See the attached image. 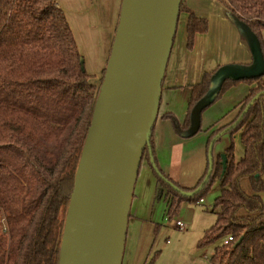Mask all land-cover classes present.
Returning a JSON list of instances; mask_svg holds the SVG:
<instances>
[{"label":"trees","instance_id":"1","mask_svg":"<svg viewBox=\"0 0 264 264\" xmlns=\"http://www.w3.org/2000/svg\"><path fill=\"white\" fill-rule=\"evenodd\" d=\"M219 1L242 36H246L245 29L252 33L264 54V0ZM183 13L188 15L187 46L191 50L196 35L208 32L209 22L185 0H181L178 23ZM224 66L228 65L206 72L193 85L184 123L173 114L164 115L182 138H192L202 128V113L229 88L245 82L250 89L239 113L229 125L212 130L208 148L264 92V73L227 77L213 92V77ZM105 71L106 67L99 83L86 71L74 32L57 0H0V264H59L76 172ZM229 131H241L244 155L236 160L232 143L225 152L224 173L219 155L209 180L193 196L182 195L170 182L194 191L207 175L209 162L194 187H182L158 165L153 133L151 149L158 171L148 148L142 162L147 160L157 177V197L166 201L168 215L185 201L200 202L219 179L221 191L215 207L220 211L199 245L233 237L216 245L211 257L214 264H264V94Z\"/></svg>","mask_w":264,"mask_h":264},{"label":"water","instance_id":"2","mask_svg":"<svg viewBox=\"0 0 264 264\" xmlns=\"http://www.w3.org/2000/svg\"><path fill=\"white\" fill-rule=\"evenodd\" d=\"M180 4L181 0H122L104 79L76 172L59 264H123L128 220L145 148L149 149L151 163L158 171L151 136ZM251 46L255 65L220 68L213 77V92L227 77L264 73L258 42ZM262 94L246 105L235 123L212 139L208 172L202 184L194 191H186L170 182L174 189L190 197L203 188L214 169L212 153L216 140L234 128ZM222 163L224 173L226 154L222 155Z\"/></svg>","mask_w":264,"mask_h":264},{"label":"rangeland","instance_id":"3","mask_svg":"<svg viewBox=\"0 0 264 264\" xmlns=\"http://www.w3.org/2000/svg\"><path fill=\"white\" fill-rule=\"evenodd\" d=\"M89 1L57 0L74 32L78 48L84 57L86 71L93 76L94 82L99 83L103 73L101 72L99 78H95V75L105 66L102 62L103 53L113 23L107 22L109 18L107 13L90 9ZM244 32L247 34L246 29ZM262 40L264 48V32ZM247 86L245 82H240L229 88L202 113V128L190 138V144L186 148L189 152V160H187L189 163L187 162L186 166L182 160L184 146L183 144L176 146L173 174L181 185L194 186L202 178L209 161L206 153L207 139H209L207 129L224 116H233L235 111L239 113L240 109L232 111L233 113L230 111L232 108L235 109L234 106L244 95ZM232 143L235 159L240 160L244 155L241 131L233 133L228 131L222 134L214 144L212 153L214 161L219 155L225 154ZM201 151L205 161L202 173H200L201 158H199ZM158 187L153 169L143 161L134 190L132 212L128 220L123 264H144L145 262L149 264H208L216 245L224 242L222 239L211 245H199L205 231L216 222V214L220 211L219 207H215V198L221 191L219 179H215L205 193L203 201L198 203L185 201L172 215L167 214V203L163 197H157ZM178 220L185 224L183 228L173 225V221Z\"/></svg>","mask_w":264,"mask_h":264},{"label":"crops","instance_id":"4","mask_svg":"<svg viewBox=\"0 0 264 264\" xmlns=\"http://www.w3.org/2000/svg\"><path fill=\"white\" fill-rule=\"evenodd\" d=\"M185 1L186 5H188L198 16L206 17L208 19L209 29L207 33H198L196 35L194 47L190 50L187 46L186 29L188 15L187 13L181 15L167 64L159 113L153 129V141L158 165L166 174L178 183L179 181L173 174L175 148L177 145L183 144L182 160L185 164L184 166H186V163H189V161H187L189 160V152L186 148L188 144H190V138H182L176 132L171 119L165 118L164 115L173 114L181 123H184L193 85L199 83L206 72L212 71L220 65L238 64L245 65V67H253L255 65V51L252 49L253 45L251 46V44L256 41L252 33L246 34L245 37L242 36L238 26L226 16L224 6L219 0ZM121 4L122 0L89 1L90 9H98L101 13H107L109 15L107 22L109 21L113 23L112 28L108 33V40L104 48V57L102 59V62L105 63L104 67H106L110 56V48L115 35ZM104 67H102L101 71L95 75V78H99ZM249 89L250 86H247L244 95L234 106L235 109L233 110L232 108L230 111L231 113H233L232 111L241 108V104L247 96ZM237 114L238 112L236 113L235 111L233 116L227 115L222 119L217 120V122L207 129L208 138L212 130L231 122ZM206 153L208 155V139ZM199 158H201L200 173H202L205 165L202 151ZM144 161L147 163V166L150 167L148 161ZM181 186L191 188L195 185L188 184ZM134 197L135 195L133 196L132 202ZM131 212L132 205L130 213Z\"/></svg>","mask_w":264,"mask_h":264},{"label":"built area","instance_id":"5","mask_svg":"<svg viewBox=\"0 0 264 264\" xmlns=\"http://www.w3.org/2000/svg\"><path fill=\"white\" fill-rule=\"evenodd\" d=\"M201 201H203V199L200 200V202ZM173 225H175L176 227H179V228H183L185 226V224L183 222H181L180 220L173 221ZM232 239H233V237H228V238L224 239V243H228V241H230ZM144 264H149V263L145 262ZM208 264H214V263L210 260Z\"/></svg>","mask_w":264,"mask_h":264}]
</instances>
